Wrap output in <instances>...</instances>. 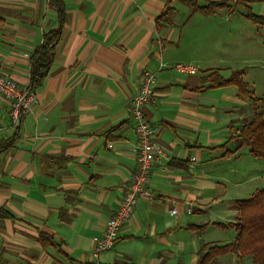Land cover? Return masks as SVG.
Listing matches in <instances>:
<instances>
[{"label": "crops", "instance_id": "0c3cea01", "mask_svg": "<svg viewBox=\"0 0 264 264\" xmlns=\"http://www.w3.org/2000/svg\"><path fill=\"white\" fill-rule=\"evenodd\" d=\"M53 1L0 0V73L20 86L31 83L30 58L44 35L60 26ZM61 1L54 63L20 127L0 96V144L14 140L0 150V210L12 216L0 220V264H197L205 231L225 228L230 214L236 230L239 217L237 199L228 198L229 178L239 174L229 164L240 154L228 143L229 118L246 102L238 90L227 91L235 86L203 89L209 75L228 78L229 63L241 65L232 57L229 25L225 54L218 52L220 31L232 21L218 16L232 15V7L204 16L183 0ZM207 1L225 0L198 4ZM164 15L170 23L160 21ZM178 63L199 72L181 74ZM147 73L157 80L145 111L166 155L151 172L156 198L139 200L115 248L97 254L94 239L137 168L130 106Z\"/></svg>", "mask_w": 264, "mask_h": 264}, {"label": "trees", "instance_id": "16d2710c", "mask_svg": "<svg viewBox=\"0 0 264 264\" xmlns=\"http://www.w3.org/2000/svg\"><path fill=\"white\" fill-rule=\"evenodd\" d=\"M183 2L190 5L193 11L200 12L204 16H211L219 9L233 7V5L228 4L230 0L207 1L205 6L199 5V0L195 4H192V0H183ZM252 3L264 4V0H237L234 2V6L242 9L245 18L254 26L260 30H264V15L254 13L250 5ZM53 4L59 13L60 26L57 30L44 35L43 43L30 58V84L35 90L44 85L54 63L55 48L62 37L65 7L61 0H54ZM161 20H164L167 24L170 23L167 15L162 16ZM243 76L244 71L242 70L232 72L228 78H224L220 73L215 72L208 76V85L203 89L235 86L238 90L239 99L251 104L252 114L249 118L243 120V124L239 129H235L232 122L231 137L228 143H236V152L248 147L253 157L264 159V101L255 96L254 91L244 81ZM13 141L1 143L0 150L10 149L13 146ZM234 206L239 212L236 225L237 239L224 245L204 243L198 254L199 259L197 264H217L220 257L229 254H235L239 258L250 256L253 258V264H264V189L257 191L249 199L235 201ZM10 218L12 216L7 211L4 209L0 210V220ZM40 239H42V242H45L47 237L41 235Z\"/></svg>", "mask_w": 264, "mask_h": 264}, {"label": "rangeland", "instance_id": "374dc122", "mask_svg": "<svg viewBox=\"0 0 264 264\" xmlns=\"http://www.w3.org/2000/svg\"><path fill=\"white\" fill-rule=\"evenodd\" d=\"M254 13L258 15H263L261 12L264 8L262 3H252L250 4ZM232 15H228V11L224 10L218 18H222L220 22L227 23L226 17L231 19V23L224 25L223 33L220 31L219 34V45L218 52L225 51L222 50L224 35L226 36L227 25L232 28L229 34L231 39V46L234 47L232 50L234 60H239L238 62H230L229 66L232 68L230 70L244 71L243 79L249 85L250 89L254 91L255 96L264 101V30H259L251 22H249L240 8L236 6L232 7ZM228 15V16H227ZM197 18L209 21L207 18L198 15ZM228 20V21H229ZM229 33V31H228ZM228 56H231L228 54ZM231 61V59H230ZM228 77L229 75L226 74ZM226 78V77H225ZM235 87L229 88V92L236 91ZM222 103L220 102V105ZM252 114V106L250 103L246 102L243 108L230 113V120L234 123L235 129H239L243 120L250 117ZM232 147V148H231ZM231 149L237 148L234 142ZM238 156L241 159H238ZM233 168H238L239 174H232L229 178V200L231 197L237 200H246L251 198L257 191L264 189V159H257L250 154V149L245 147L240 150V154L233 158V162L229 164ZM237 181L245 182L240 190L233 188L232 183ZM231 202V201H229ZM228 205V202H226ZM226 205V206H227ZM225 206V208H226ZM226 224L225 228H208L207 232L204 233V242H215V244H229L236 240V230L231 222H235V218L232 215L223 217ZM231 220V221H229ZM218 242V243H217ZM220 242V243H219ZM219 264H253V258L250 256L240 257L235 254L225 255L219 258ZM218 264V263H217Z\"/></svg>", "mask_w": 264, "mask_h": 264}, {"label": "built area", "instance_id": "2783aa9c", "mask_svg": "<svg viewBox=\"0 0 264 264\" xmlns=\"http://www.w3.org/2000/svg\"><path fill=\"white\" fill-rule=\"evenodd\" d=\"M25 57L30 58L26 54ZM173 68L181 74H196L199 67L189 63H178ZM156 75L147 73L143 76L138 94L131 101L130 115L134 122L137 136L135 147L137 154V168L132 179L125 187V195L120 202L119 208L112 215L101 236L94 239L96 253L102 254L112 251L121 229L132 221L139 200L149 202L155 200V194L151 190V172L154 164L160 157L166 156L155 138V129L146 114V106L153 100L152 86L156 83ZM0 96L10 104V118L12 126L18 128L33 112L37 101L36 90L32 85L20 86L13 79L0 73ZM196 162V158H192ZM193 213L192 209L188 210ZM177 214V210H172Z\"/></svg>", "mask_w": 264, "mask_h": 264}]
</instances>
